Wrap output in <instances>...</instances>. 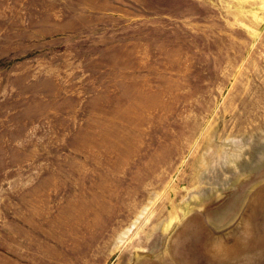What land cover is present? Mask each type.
Returning a JSON list of instances; mask_svg holds the SVG:
<instances>
[{"label":"rangeland","instance_id":"374dc122","mask_svg":"<svg viewBox=\"0 0 264 264\" xmlns=\"http://www.w3.org/2000/svg\"><path fill=\"white\" fill-rule=\"evenodd\" d=\"M0 264H264V0H0Z\"/></svg>","mask_w":264,"mask_h":264},{"label":"bare ground","instance_id":"6f19581e","mask_svg":"<svg viewBox=\"0 0 264 264\" xmlns=\"http://www.w3.org/2000/svg\"><path fill=\"white\" fill-rule=\"evenodd\" d=\"M124 234H127V232H125Z\"/></svg>","mask_w":264,"mask_h":264}]
</instances>
